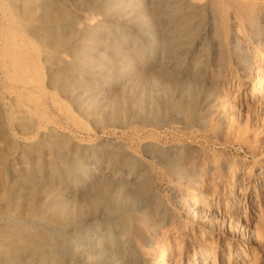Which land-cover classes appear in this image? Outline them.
<instances>
[{"label": "bare ground", "instance_id": "6f19581e", "mask_svg": "<svg viewBox=\"0 0 264 264\" xmlns=\"http://www.w3.org/2000/svg\"><path fill=\"white\" fill-rule=\"evenodd\" d=\"M251 105L264 106V0H0L2 157L19 175L2 195L27 205L0 197V264H219L222 223L255 244L264 150L255 193L217 150L264 133L234 121ZM165 184L198 229L187 252ZM249 250L224 264H258Z\"/></svg>", "mask_w": 264, "mask_h": 264}, {"label": "rangeland", "instance_id": "374dc122", "mask_svg": "<svg viewBox=\"0 0 264 264\" xmlns=\"http://www.w3.org/2000/svg\"><path fill=\"white\" fill-rule=\"evenodd\" d=\"M197 54V53H195ZM193 54L192 57H190L188 60L189 62L193 61V56L195 55ZM173 61L176 59H172ZM200 78L201 80L204 81H210L212 79V75L211 73H206V71L201 68L200 71ZM243 91L241 94L242 97V101H245L246 98H250V94L249 92H247V90L245 89L246 86H248L247 84L243 85ZM236 93V91H235ZM232 97H234L233 95H231ZM221 103H219V106H222L221 112L223 113V111L225 110V108H227V104L226 101H222L220 100ZM223 106H225L223 108ZM238 106V103H237ZM237 106L233 107V113L236 116V119L234 120L235 123L237 125H244L246 126H260L264 131V106H255V105H251L250 109L248 111H244L243 114H238V109ZM237 114V115H236ZM65 120H63V124H65ZM262 131V132H263ZM237 133V132H236ZM170 136V135H168ZM167 136V137H168ZM3 137L5 136H1L0 137V197L1 198H8L7 196H3L5 193H3V186L4 184H8V182L11 179H18L19 175H18V165L15 164L14 162H11V166H8V168H4V164H5V160L2 157L3 156V150H4V144L6 143L5 141H7V138L3 139ZM256 135L253 133H247V131L242 132L241 134H237L233 136V139L230 141V143H228V145H226L225 147H221L219 146V148L217 147V150L219 153H222L225 156L230 157V159L235 160L238 162V164L241 167V170L243 169V171H246V181L249 183L247 185V187H250L251 192L255 193L257 190L254 187L255 186V180H254V176L259 170H260V166H261V159H260V151L264 150V133H260V135L257 136V138H255ZM103 139V138H102ZM215 138H213L212 142L214 141ZM255 143V145L257 146V150L254 151V149H252L251 145L249 144L250 142ZM196 142V144H195ZM191 143V144H190ZM194 143V144H192ZM185 144H189L187 146H191L193 148H202L203 145H201V142L199 143L198 141H188L185 142ZM198 144V145H197ZM173 147L172 144H169L168 147ZM260 149V150H259ZM3 159V160H2ZM243 167V168H242ZM253 169V171H252ZM249 171V172H248ZM3 184V185H2ZM3 191V192H2ZM225 188L222 187L221 188V195L224 194ZM234 192H237V188L234 190ZM3 194V195H2ZM161 194L163 196V201L167 204L170 205V208L174 209L175 207L179 208L177 206V200H176V194H174V191L168 186V185H164L161 187ZM6 195V194H5ZM0 198V201H1ZM16 196H9V198L7 200H5V205L7 206V209H15L14 211H16V209H18L20 207V205H23L22 207H20L19 210H17L16 212L18 213H22L24 212L27 207L26 202H22V201H17L16 200ZM17 201V202H16ZM28 203V202H27ZM230 203H232V198H230ZM17 207H16V206ZM19 205V206H18ZM173 206V207H172ZM221 210L223 212H225L224 210L228 207L225 202H221L220 204ZM26 208V209H25ZM175 210V209H174ZM176 214V230L177 234H175V232L173 231V234L177 235L178 238L180 240H183L185 243V251H189L192 243L194 242V240H192L191 237H193V235L199 234L198 233V229H195L193 232L191 230V225L189 228H183L185 227L186 223H185V215L182 212V210L179 208L177 210H175ZM261 211L262 214L259 213L258 209L251 212V217L252 219L250 220V226L251 228H254L255 226H257L258 230L261 231L262 235L261 237H259V239H257V241H255V244H253L252 242H250L249 240H242L241 239V234L242 231H235L233 229L232 233H228V228H224L223 223L221 225V227L219 228V230L217 231V235H216V242H214V251H215V256L217 259V262L219 264H224V261L228 260L230 252L229 251H235L240 244H245L247 247L251 248V250H249V254L250 257H252V259H256L258 264H264V204L261 207ZM231 212V211H229ZM235 219H238L239 216H242L243 213L239 212L237 214H231ZM191 224H193L191 222ZM196 224V225H195ZM194 227L196 228H200V224L197 225L198 223H195ZM241 224V223H240ZM182 227V228H181ZM193 228V227H192ZM192 232V233H191ZM220 237V238H219ZM219 238V240H218ZM192 240V241H191ZM218 240V241H217ZM228 244V245H227ZM217 245V246H216ZM254 249V250H252ZM217 253V254H216ZM236 256V255H235ZM144 262V261H143Z\"/></svg>", "mask_w": 264, "mask_h": 264}]
</instances>
